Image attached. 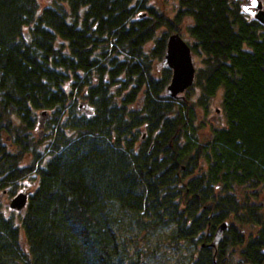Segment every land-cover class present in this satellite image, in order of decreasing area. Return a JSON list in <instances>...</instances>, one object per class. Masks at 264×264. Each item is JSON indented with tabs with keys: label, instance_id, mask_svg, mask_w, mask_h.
<instances>
[{
	"label": "trees",
	"instance_id": "1",
	"mask_svg": "<svg viewBox=\"0 0 264 264\" xmlns=\"http://www.w3.org/2000/svg\"><path fill=\"white\" fill-rule=\"evenodd\" d=\"M170 1L0 0V264H264V25ZM173 34L199 62L179 99Z\"/></svg>",
	"mask_w": 264,
	"mask_h": 264
},
{
	"label": "water",
	"instance_id": "2",
	"mask_svg": "<svg viewBox=\"0 0 264 264\" xmlns=\"http://www.w3.org/2000/svg\"><path fill=\"white\" fill-rule=\"evenodd\" d=\"M243 11L264 25V4L261 0H253L251 5L243 7ZM163 66L173 71L171 83L166 90L167 96L173 99L183 97L195 83L197 65L190 45L180 34H173L169 37ZM43 124L44 121L42 127ZM27 198L25 193H18L10 200L9 209L21 212L26 207ZM227 229L228 223H224L218 228L212 247L216 248L223 241Z\"/></svg>",
	"mask_w": 264,
	"mask_h": 264
},
{
	"label": "rangeland",
	"instance_id": "3",
	"mask_svg": "<svg viewBox=\"0 0 264 264\" xmlns=\"http://www.w3.org/2000/svg\"><path fill=\"white\" fill-rule=\"evenodd\" d=\"M54 1L55 0H39V2H40V4H41V7L42 8H45V7H47V6H50V5H52L53 3H54ZM156 2L158 3V5L160 6V7H162L166 12H171L172 11V9H173V2L172 1H170V0H156ZM165 3V4H164ZM188 24H190V21H188ZM183 35H184V38L185 39H188L187 38V34H185V33H183ZM196 63H197V65H199V62H198V60H196ZM220 103H221V99H220V97H218L217 99H216V101H215V103H214V106H213V114H212V119L213 120H215L216 121V123H218L219 125H224L225 124V120H224V117L221 115V113H218L217 115L216 114H214V111H215V109L217 110L219 107H220ZM39 133V132H38ZM143 133V132H142ZM145 133V132H144ZM204 137V139H206L207 138V134H205V136H203ZM48 146V141H45L44 142V144L40 147V149H39V151L40 152H43L44 150H46V147ZM28 160H30V159H27L23 164L24 165H26L27 164V161ZM25 191L26 190H28L29 191V187L28 188H23ZM28 191H26V192H28ZM259 201L260 202H263V204H264V195H262L261 196V198L259 199ZM6 202V207L8 208V203L10 202V200H7V201H5ZM169 233V231L167 230V231H165V232H159V233H157V234H155V235H152L151 237H149V241H148V243L146 244V245H143V247H144V250L143 251H148V250H150V251H152L155 247H156V245H157V243L159 244V241L160 240H163V239H165L166 238V236H167V234ZM142 247V248H143ZM183 251V252H182ZM182 251L179 253V254H176V253H173V250L170 248V247H166V249H165V252L166 253H168V256H169V258H171V257H174V255H175V257H174V259L172 260V261H170V262H165L166 261V259H161L162 257H159L160 258V260H161V264H177V261H183V258H184V256H188L189 258H190V256L192 255V253H194V250L192 249V248H188L187 249V246L186 245H184L183 247H182ZM172 252V253H171ZM187 258L185 257V260H186ZM147 264H152L151 262H150V259L149 260H147ZM158 264H160V262H158Z\"/></svg>",
	"mask_w": 264,
	"mask_h": 264
},
{
	"label": "flooded vegetation",
	"instance_id": "4",
	"mask_svg": "<svg viewBox=\"0 0 264 264\" xmlns=\"http://www.w3.org/2000/svg\"><path fill=\"white\" fill-rule=\"evenodd\" d=\"M238 3H240L241 6H247V5H251L253 3V0H237ZM252 17V16H250ZM254 18V17H252Z\"/></svg>",
	"mask_w": 264,
	"mask_h": 264
}]
</instances>
